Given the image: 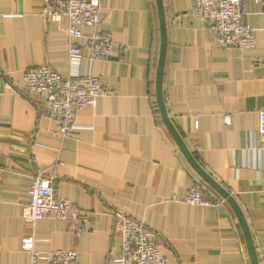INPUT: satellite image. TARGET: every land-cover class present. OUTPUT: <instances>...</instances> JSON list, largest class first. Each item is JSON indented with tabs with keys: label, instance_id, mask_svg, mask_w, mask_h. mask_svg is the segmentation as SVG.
<instances>
[{
	"label": "crops",
	"instance_id": "0c3cea01",
	"mask_svg": "<svg viewBox=\"0 0 264 264\" xmlns=\"http://www.w3.org/2000/svg\"><path fill=\"white\" fill-rule=\"evenodd\" d=\"M163 2L170 120L199 165L236 198L264 264V0L244 4V21L255 31L250 50L222 48L198 15L197 0ZM100 3L97 31L113 37L108 60L91 58V29L73 41L67 19L45 22L44 0H0V264H30L22 249L29 236L41 252L76 250L81 264H114L121 255L115 211L155 233L165 264H251L228 204L185 203L195 186L215 192L155 113L152 0ZM71 44L82 50L78 69L69 60ZM43 66L63 76L98 77L106 91L95 106L76 112L68 136L49 116L46 101L25 89L26 72ZM38 173L89 216L90 232L76 233L53 215L27 222Z\"/></svg>",
	"mask_w": 264,
	"mask_h": 264
},
{
	"label": "built area",
	"instance_id": "2783aa9c",
	"mask_svg": "<svg viewBox=\"0 0 264 264\" xmlns=\"http://www.w3.org/2000/svg\"><path fill=\"white\" fill-rule=\"evenodd\" d=\"M261 1V0H257ZM246 0H197V13L206 23L224 49L250 50L255 46L254 29L244 21ZM100 0H44L43 20L68 21L67 33L71 40L83 38V29H91L87 36V47L92 59L108 60L113 55V37L97 31L102 22ZM69 60L78 69L82 60L80 47L71 44ZM25 89L42 97L49 109V116L60 125L63 136L75 128V114L95 106L106 91L98 77L81 76L77 72L63 76L50 67L43 66L28 70L24 76ZM260 134L264 149V111ZM30 204L27 222L36 224L46 216L53 215L71 223L76 233L91 231L89 216L76 209L73 204L58 196L52 178L38 173L32 178L29 190ZM185 203L196 207H217L227 202L217 193L192 188ZM114 231L121 240V255L114 264H165L160 244L154 232L143 223L131 219L122 211H115ZM34 236L23 239L22 249L30 254V264H81L76 250H55L41 252L36 249Z\"/></svg>",
	"mask_w": 264,
	"mask_h": 264
},
{
	"label": "water",
	"instance_id": "95a60500",
	"mask_svg": "<svg viewBox=\"0 0 264 264\" xmlns=\"http://www.w3.org/2000/svg\"><path fill=\"white\" fill-rule=\"evenodd\" d=\"M155 2L158 11L160 36H161L160 54H159L158 68L156 75V99L162 120L167 130L169 131L170 135L176 142L177 146L179 147V149L181 150V152L189 162L192 169L215 193L221 196L227 202V204L232 208L240 223L245 238V242L247 245V249L249 252L251 264H260L251 229L247 222L246 216L242 208L240 207L239 203L237 202L236 198L224 187H222L219 183H217L201 167V165H199V163L192 156L185 142L183 141V139L181 138L178 131L176 130V128L174 127L173 123L170 120L164 99V77H165V69H166L167 53H168V34H167L166 14H165V7L163 0H155Z\"/></svg>",
	"mask_w": 264,
	"mask_h": 264
},
{
	"label": "trees",
	"instance_id": "16d2710c",
	"mask_svg": "<svg viewBox=\"0 0 264 264\" xmlns=\"http://www.w3.org/2000/svg\"><path fill=\"white\" fill-rule=\"evenodd\" d=\"M152 6H153L154 32H153L152 56H151L150 68H149V83H150V90L152 93L153 106L155 107V111H156L155 113L160 123L164 126L165 129H167L162 120L156 99V75H157L158 60L160 54L161 36H160V26H159V19H158L155 0H152ZM194 188H199L204 190L200 186H195Z\"/></svg>",
	"mask_w": 264,
	"mask_h": 264
}]
</instances>
